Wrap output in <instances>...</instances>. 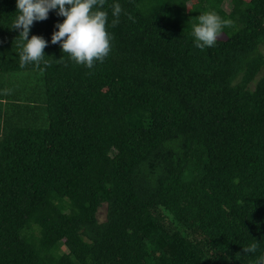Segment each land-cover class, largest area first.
<instances>
[{"label":"trees","instance_id":"obj_1","mask_svg":"<svg viewBox=\"0 0 264 264\" xmlns=\"http://www.w3.org/2000/svg\"><path fill=\"white\" fill-rule=\"evenodd\" d=\"M100 10L102 63L77 65L51 44L64 18L50 11L29 33L49 42L47 66L21 68L16 0H0V264H256L264 0ZM206 12L232 25L201 50L192 25Z\"/></svg>","mask_w":264,"mask_h":264},{"label":"clouds","instance_id":"obj_2","mask_svg":"<svg viewBox=\"0 0 264 264\" xmlns=\"http://www.w3.org/2000/svg\"><path fill=\"white\" fill-rule=\"evenodd\" d=\"M103 3L104 0H16V16L11 28L19 31V66L39 67L42 61L47 66L44 49L49 42L41 36L29 38V33L33 23L46 20L50 11L64 18L55 25L58 30L53 32L51 44H59L62 52L77 65L92 69L95 63H102L111 50L108 14L100 10ZM120 13L117 3L112 9L113 26L119 22ZM231 25L232 21L213 12L200 14L197 23L192 25L195 46L201 50L214 47L223 29ZM257 249L258 242L249 244L243 251L255 254ZM256 264H264V255L256 258Z\"/></svg>","mask_w":264,"mask_h":264},{"label":"rangeland","instance_id":"obj_3","mask_svg":"<svg viewBox=\"0 0 264 264\" xmlns=\"http://www.w3.org/2000/svg\"><path fill=\"white\" fill-rule=\"evenodd\" d=\"M225 7H226L227 9H229V7H230V3L227 2L226 5H225ZM101 218L104 219V218H105V214H102Z\"/></svg>","mask_w":264,"mask_h":264}]
</instances>
